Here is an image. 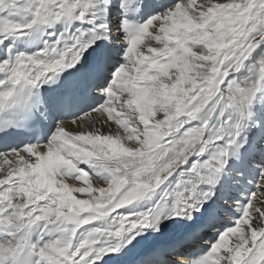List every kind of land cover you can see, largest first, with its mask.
Returning a JSON list of instances; mask_svg holds the SVG:
<instances>
[{
    "label": "snow or ice",
    "instance_id": "obj_1",
    "mask_svg": "<svg viewBox=\"0 0 264 264\" xmlns=\"http://www.w3.org/2000/svg\"><path fill=\"white\" fill-rule=\"evenodd\" d=\"M169 235L264 264V0H0V264Z\"/></svg>",
    "mask_w": 264,
    "mask_h": 264
},
{
    "label": "bare ground",
    "instance_id": "obj_2",
    "mask_svg": "<svg viewBox=\"0 0 264 264\" xmlns=\"http://www.w3.org/2000/svg\"><path fill=\"white\" fill-rule=\"evenodd\" d=\"M104 130L107 131V129ZM172 240L173 238L169 235V236L161 237L157 241L153 242L161 249V253L158 259L162 262H165V264H167V262L170 261L190 259V257L187 254L181 255V253H187L188 251H190L189 249H180L179 252L171 251V249L169 248V244L172 242Z\"/></svg>",
    "mask_w": 264,
    "mask_h": 264
}]
</instances>
